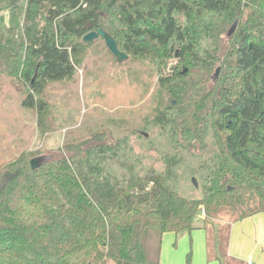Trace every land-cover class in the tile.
<instances>
[{"label":"trees","instance_id":"obj_1","mask_svg":"<svg viewBox=\"0 0 264 264\" xmlns=\"http://www.w3.org/2000/svg\"><path fill=\"white\" fill-rule=\"evenodd\" d=\"M8 1L23 15L24 34L16 48L0 49V69L27 90L20 106L35 113L42 130L48 126V104L40 97L48 85L72 80L87 47L82 37L100 28L99 13L108 7L105 0H28L23 9ZM244 1L249 19L234 38L228 62L234 72L231 67L228 75H219L212 94L204 74L183 88L172 118L154 117L159 128H180L185 138L197 141L204 135L201 124L211 126L219 151L202 197L188 199L173 189L172 159L164 174L143 177L118 159L132 174L117 178L107 162L118 157L123 141L110 142L103 133L65 146L60 157L35 170L31 155L21 153L0 167V264H159L163 234L204 228L202 208L210 214L232 207L234 196L254 191L257 212H264V0ZM109 2L123 26L112 34L118 50L153 65L167 48L179 49L182 61L193 63L195 17L219 16L226 26L239 8L238 0ZM183 71L178 79L186 77ZM159 81L165 86L168 80ZM207 103L212 119L202 116ZM93 140L106 142L90 144Z\"/></svg>","mask_w":264,"mask_h":264},{"label":"rangeland","instance_id":"obj_2","mask_svg":"<svg viewBox=\"0 0 264 264\" xmlns=\"http://www.w3.org/2000/svg\"><path fill=\"white\" fill-rule=\"evenodd\" d=\"M27 1L14 0L13 3L25 9ZM109 3L105 0L104 7L108 8L99 13L100 29L114 39L112 34L122 31L123 26L118 9ZM235 4L239 8L230 13L232 20L226 26L219 16L195 17L192 39L194 64L188 59L184 63L179 49L170 51L169 48L162 50L156 66L148 60L131 59L120 50L127 57L118 61L110 54L102 37L85 42V53L72 80L48 85L40 97L48 104V126L42 130L37 128L35 113L20 106L27 90L19 80L6 76L1 68L0 167L21 153L30 154L31 159L40 157L45 163L60 157L65 146L103 133L110 142L123 141L118 157L107 162V168L117 178H128L132 174L117 162L118 159L134 165V174L139 177L164 174L166 160L172 159L169 181L173 189L188 199L201 198L203 188L208 187L206 180L210 179V170L217 163L214 155L219 151L212 138L211 126L208 122L201 124L204 135L197 141L185 138L180 128H170L168 124L159 128L154 117L161 113L166 119L172 118L170 116L180 106L183 88L201 81L204 74L207 73L206 90L211 94L219 75L224 71L228 75V68L232 67L228 62L232 59L234 38L237 29L245 27L250 9L244 0ZM12 5L8 0L0 2V49L16 48L21 42L19 37L24 34L23 15L18 17L19 11H12ZM236 20L235 31L228 37V30ZM37 21L43 26V17L38 16ZM5 40L13 44L5 43ZM183 70L187 72L186 77L178 79L176 75ZM230 71L234 72L233 67ZM159 77L168 80L165 86L159 84ZM222 89L219 92H224ZM209 103L202 115L204 119L211 118L213 113ZM104 142L106 140H93L90 144ZM234 197L237 202L232 208L222 207L210 214L202 208L205 225L210 222L208 219L223 212L239 217L258 210L254 191ZM108 262L114 264L110 260Z\"/></svg>","mask_w":264,"mask_h":264},{"label":"crops","instance_id":"obj_3","mask_svg":"<svg viewBox=\"0 0 264 264\" xmlns=\"http://www.w3.org/2000/svg\"><path fill=\"white\" fill-rule=\"evenodd\" d=\"M215 216L204 228L163 234L159 264H187L188 253L190 264H264V212Z\"/></svg>","mask_w":264,"mask_h":264},{"label":"water","instance_id":"obj_4","mask_svg":"<svg viewBox=\"0 0 264 264\" xmlns=\"http://www.w3.org/2000/svg\"><path fill=\"white\" fill-rule=\"evenodd\" d=\"M236 23H237V20L232 24V26L228 30V37L232 36V34L234 33L235 28H236ZM98 37H102L104 39L105 45H106L108 51L113 56H115L118 59V61H122V60L126 59L127 56L118 50V48L116 46V42L114 41V39L109 34L105 33L103 30H101L100 28H98L96 31H91V32L85 34L82 37V42L85 43V42L91 41V40L98 38ZM183 72H185V70ZM43 163L44 162H43L42 158L35 157V158H32L30 160V167L32 170H35V169H38ZM192 183L196 186L194 179L192 180Z\"/></svg>","mask_w":264,"mask_h":264},{"label":"built area","instance_id":"obj_5","mask_svg":"<svg viewBox=\"0 0 264 264\" xmlns=\"http://www.w3.org/2000/svg\"><path fill=\"white\" fill-rule=\"evenodd\" d=\"M200 214H201V215H204V211H203V210H201ZM248 264H251V263H248Z\"/></svg>","mask_w":264,"mask_h":264}]
</instances>
